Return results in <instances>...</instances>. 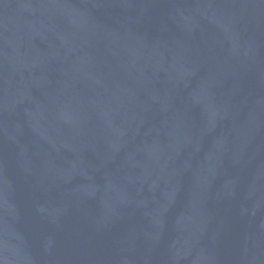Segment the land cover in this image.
Wrapping results in <instances>:
<instances>
[{"label":"water","instance_id":"1","mask_svg":"<svg viewBox=\"0 0 264 264\" xmlns=\"http://www.w3.org/2000/svg\"><path fill=\"white\" fill-rule=\"evenodd\" d=\"M0 264H264V0H0Z\"/></svg>","mask_w":264,"mask_h":264}]
</instances>
